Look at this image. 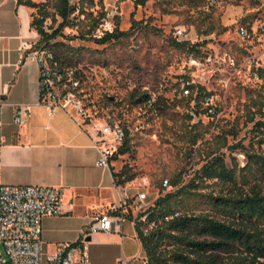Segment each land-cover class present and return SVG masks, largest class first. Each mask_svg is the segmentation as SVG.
<instances>
[{
  "label": "rangeland",
  "instance_id": "1",
  "mask_svg": "<svg viewBox=\"0 0 264 264\" xmlns=\"http://www.w3.org/2000/svg\"><path fill=\"white\" fill-rule=\"evenodd\" d=\"M32 2L35 6L27 8L33 15L47 12L44 26L51 32L60 22L53 15L56 0ZM73 2L78 10L53 42L72 68L81 71L74 94L84 113L97 126L128 131L124 153H115L110 164L115 172L134 174L121 185L134 194L131 214L138 212V194H146L148 208L152 199L178 188L170 185L172 180H179V186L188 183L214 152L239 178L245 173L264 186L254 163L255 156L264 158V128L256 126L264 121V33L253 31L264 24V0H148L143 5L93 0L92 6L90 0ZM239 26L249 29V38L238 35ZM103 28L126 34L98 45L95 37ZM176 29L185 31L189 46L201 44L197 53L174 46V40L182 42L175 37ZM191 58H196L195 66ZM187 84L194 86L193 96L199 87L209 93L208 104H196L185 95ZM134 92H146L151 100L134 104ZM193 107L198 113L189 119ZM220 188L212 181L199 184L192 195L183 196L185 206L195 212L207 209L205 195Z\"/></svg>",
  "mask_w": 264,
  "mask_h": 264
},
{
  "label": "crops",
  "instance_id": "2",
  "mask_svg": "<svg viewBox=\"0 0 264 264\" xmlns=\"http://www.w3.org/2000/svg\"><path fill=\"white\" fill-rule=\"evenodd\" d=\"M37 40L30 10L17 0H0V186L62 190L61 214L42 219L45 257L58 244L77 242L96 215L123 199L130 203L134 194L116 185L110 166H96L98 138L92 125L81 124L73 106L50 113L40 102L39 66L20 52L24 41ZM21 107L28 116L18 125L14 116ZM88 241V264H142L146 258L130 217L119 232H100Z\"/></svg>",
  "mask_w": 264,
  "mask_h": 264
},
{
  "label": "trees",
  "instance_id": "3",
  "mask_svg": "<svg viewBox=\"0 0 264 264\" xmlns=\"http://www.w3.org/2000/svg\"><path fill=\"white\" fill-rule=\"evenodd\" d=\"M148 0H135L136 5H143ZM19 5L34 7L32 0H17ZM91 6L94 5L90 0ZM54 17L60 19L58 26L48 32L44 23L49 17L47 12L32 16L31 27L37 32L40 44H46L56 59L64 67L72 68L70 60L59 44L55 41L63 36L62 31L70 25L71 16L78 10L77 6L69 4V0H56ZM104 13L101 17H104ZM55 21V18H53ZM93 28H97L99 22ZM126 33L114 30L105 33L101 38H95V43L104 45L117 41ZM174 46L180 49L190 48L197 53L201 44L188 45L187 42L174 40ZM81 77V71L76 70V78ZM191 100L202 103L203 95H209L199 87L196 97ZM137 96V97H136ZM134 104L149 102L151 96L132 93ZM198 113V111H197ZM90 118H88L89 120ZM192 119V115L189 116ZM258 129L264 128V121L256 123ZM124 129V140L113 153H124L127 146L128 131ZM116 185L121 186L134 179V174L124 169L115 172L110 162ZM254 157V156H253ZM257 171L264 177V158L255 156ZM249 168V164H248ZM245 171L241 169V172ZM221 184L218 193L205 195L207 209L195 212L185 206L183 196L192 195V191L200 185ZM179 180H172L171 186L176 190L157 197L153 203L138 218L146 216L145 222H137L138 237L146 254V264H264V186L259 180H249L247 174L241 173L240 178L234 168H229L221 154L212 153L205 163L194 173L188 183L179 186ZM133 214L129 212V217ZM147 232L142 227L151 225Z\"/></svg>",
  "mask_w": 264,
  "mask_h": 264
},
{
  "label": "built area",
  "instance_id": "4",
  "mask_svg": "<svg viewBox=\"0 0 264 264\" xmlns=\"http://www.w3.org/2000/svg\"><path fill=\"white\" fill-rule=\"evenodd\" d=\"M69 0V4L77 6ZM78 7V6H77ZM264 33V24L256 30ZM113 30L103 28V32H97L95 38H101L105 33H112ZM238 35L242 39L250 36V31L245 26H239ZM175 37L186 40L184 30L176 29ZM20 52L29 53L39 66V95L40 102L49 109L50 113L58 108L67 109L73 106L80 118L82 125H92L95 132V143L100 148V157L96 166L104 168L109 166V159L117 150V147L124 140V129L120 126L102 125L88 120L79 102L75 101V91L80 85L76 78V69L64 67L56 59L54 52L46 46L36 42L24 41ZM190 65L197 64L196 58L189 60ZM231 65L235 66V60H231ZM259 78V74H255ZM183 87L185 95H190L192 90ZM198 94V91L196 95ZM196 95L194 97H196ZM202 103L208 104L209 97L204 95ZM1 102V95H0ZM208 112L214 115L213 108H208ZM190 114L195 117L197 109L193 107ZM24 116H28V110L24 107L18 108L14 116L15 124H22ZM165 181L164 185H167ZM63 192L60 188L47 186H0V264H88L87 244L88 240L97 233L119 232L122 223L129 217V203L127 199L121 200L118 204H113L106 212L96 215L92 222L81 230L79 240L75 243L58 244L54 253L42 255L40 240L42 219L45 216H56L61 214V202ZM146 194L140 193L137 196L138 212L130 218L137 222H145L146 216L138 218L140 212L145 211ZM151 225L142 227L143 232H147ZM120 264H128L120 262ZM146 264V258L142 261Z\"/></svg>",
  "mask_w": 264,
  "mask_h": 264
}]
</instances>
